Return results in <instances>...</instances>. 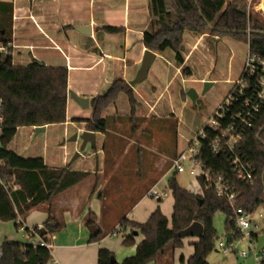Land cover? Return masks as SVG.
<instances>
[{
    "label": "crops",
    "instance_id": "crops-1",
    "mask_svg": "<svg viewBox=\"0 0 264 264\" xmlns=\"http://www.w3.org/2000/svg\"><path fill=\"white\" fill-rule=\"evenodd\" d=\"M0 2L13 5L11 37L19 46L18 50L30 48L31 53L39 50V55L34 53L36 60L43 62L47 67L68 69L67 121L64 124L46 126L45 132L53 128L50 139L53 144L57 143L64 147L67 138L69 140L74 134L88 130L87 123L78 120L92 118L94 98L105 94L116 79H123L129 84L135 78L147 50L143 37L152 23L151 0H0ZM86 26L91 27V34L77 30V27ZM107 27L118 28L120 31L108 32ZM207 36L189 30L184 32L181 45L184 57L182 65L175 61L176 55L172 50L168 49L162 55L157 53L146 79L150 80L148 85H135L132 88L134 108L128 97L122 94L117 103L105 110L103 118H108L109 128L106 133L95 132L97 134L95 148L87 144L82 155L72 164L68 152L64 154L61 162L53 157L50 163L42 157L49 167L69 166L72 170L89 173L82 183L59 194L50 205L34 209L19 219L27 227H34L38 224L45 225L51 216L63 225L62 229L47 235L52 260L60 264H97L99 250L107 248L114 254L116 262L122 264L126 258L136 254L137 245L144 240V236L132 226H122V220L125 218L138 224L147 222L149 216L154 213L155 206L152 205L150 208L140 206L146 202L148 191L153 188V182L157 179L155 174L158 158L159 156L169 158L171 155L175 157L182 151L178 150L177 144L175 148L170 147L168 153H161L160 147L154 151L148 146L150 154L134 161L131 156L129 157L134 144L131 141L126 142L123 148L125 158L120 159L118 154L113 153L120 149L115 143H110L106 147L104 139L109 135L108 132H111L110 124L111 127L119 126L118 123L122 120V125L126 121L128 128L131 129V126L136 124L133 118L137 115L155 119L157 124H154V129L162 133L165 125L161 124L163 117L160 118L158 112L159 104L166 94L173 99L180 92L185 98L183 83L192 81L195 69L194 55L203 41H206ZM212 38L219 40V36ZM24 54L27 55L25 51ZM202 54L203 59L207 57L206 54ZM158 58L162 61L155 63ZM199 58L201 60V56ZM186 67L192 72L190 76L183 72V68ZM236 80H230L229 83L233 85ZM69 91L88 98L91 101L89 107L86 109L80 107L70 97ZM121 117L123 119H120ZM129 118L133 120L128 121ZM69 126L76 130L70 132ZM59 127H63V136L58 135V130H55ZM29 129L34 133V128ZM76 144L78 151L81 141ZM162 147L165 151L166 147L164 145ZM87 148L90 151L86 152ZM8 149L10 150V147ZM198 182L202 186L200 181ZM167 187L168 185H165L159 191L165 192ZM202 187L200 191H188L201 195ZM92 199L95 210L90 208L87 211L86 204L91 203ZM139 207L142 212L135 215ZM90 218L95 221L99 230L98 241L91 239L93 236L87 225ZM51 226H55V222H52ZM135 231L139 234L135 235ZM129 234H133L135 244L125 246L124 237ZM23 243H27L25 238ZM184 250L185 248L183 251L180 248L174 249L170 244L163 254L150 264H187L194 247L193 251Z\"/></svg>",
    "mask_w": 264,
    "mask_h": 264
},
{
    "label": "trees",
    "instance_id": "trees-1",
    "mask_svg": "<svg viewBox=\"0 0 264 264\" xmlns=\"http://www.w3.org/2000/svg\"><path fill=\"white\" fill-rule=\"evenodd\" d=\"M151 6L152 23L144 32L143 43L147 49L161 55L168 49L172 50L179 65L184 63L181 45L186 30L201 35L229 36L246 43L251 54L264 59V27L248 15L246 0H151ZM12 16V3L0 2V41L12 38L13 33L9 31V28L12 30ZM106 30L113 33L120 31L114 27H107ZM183 72L186 76L192 73L187 67L183 68ZM68 85L66 67H47L36 61L14 65L8 60L0 64V98L4 100V124L0 135V220L14 221L16 228L22 225L20 217L50 205L59 194L89 176L88 172L75 171L69 166L52 168L45 164L42 157L26 158L8 149L21 127L51 126L67 121ZM122 94L128 97L134 108L133 90L123 79H116L105 94L92 100V118L78 121L86 122L89 131L106 133L109 121L103 118L104 112ZM254 123L245 133L240 152L256 169V179L249 183H236L238 205L249 213H255L264 205V104ZM201 154L206 166L222 171L234 180V171L226 158L211 155L206 146L202 147ZM177 175L174 173L168 179L173 198L171 221L159 209L144 224L125 218L122 220V226H132L144 236V240L137 245L136 254L126 258L122 264H150L163 254L168 245L171 244L174 249L181 248L183 244L178 232L195 221L202 223L204 233L193 244L194 252L187 264H209L208 255L215 249L218 238L214 226V216L218 211L225 214L226 235L231 234L234 240L241 238L236 230L233 210L225 199L217 197L214 190L204 184L201 195L190 192L179 185ZM52 222L55 226H51ZM93 224L95 221L90 218L87 225ZM45 226L47 231L41 236L62 229L63 225L50 216ZM91 239L98 241L99 236ZM45 240L49 243L48 237ZM123 244L134 245L133 234L126 235ZM0 249L3 251L0 264H50L52 260L51 251L41 245L4 241ZM113 256L109 249L101 248L97 264H121L112 262ZM261 264H264V257Z\"/></svg>",
    "mask_w": 264,
    "mask_h": 264
},
{
    "label": "rangeland",
    "instance_id": "rangeland-1",
    "mask_svg": "<svg viewBox=\"0 0 264 264\" xmlns=\"http://www.w3.org/2000/svg\"><path fill=\"white\" fill-rule=\"evenodd\" d=\"M246 2L248 15L252 17L253 21L258 22L264 27V1L246 0ZM9 31L12 30L9 28ZM206 35H208L206 41H203L199 50H197L194 55L195 69L192 81L183 83L184 87L181 86L184 88V93H187L189 89H194L197 95L196 100L194 101L190 99L187 94L185 95V98H183L180 92L177 93L173 99L169 98L167 94L165 95L158 107L160 118L163 117V121L160 120L161 124L165 125V128L162 131L163 134L154 129V124H157L156 120L145 116H135L133 119H135L134 121L136 124L131 126V129L128 128L126 121L124 123L125 125H122V120H120L123 119L122 117L119 119L120 121L118 120L120 122L118 123L119 126L116 125L111 127L110 124L111 132H108L109 135L105 137L104 142H106V147H108L110 143L116 144L120 150L113 151V153L118 154V158H125L124 153H122L124 152L123 148L125 147L126 142L130 143L131 141H133L134 144L129 157L131 156V159L134 161L140 160L142 157H145V155L150 154L147 149L148 146L154 151H157L158 147H160L159 149L161 153H168L170 147L174 146L175 148V144H177L179 151H185L189 147V144L194 141L204 124L212 118L219 103L228 96L233 87L229 81L240 79L246 59H248L249 47L246 43L237 41L229 36L219 37V40H215L212 38L214 35L209 33ZM24 51L26 50H17L15 55V65H27L31 62L30 55H25ZM34 53L36 55L40 54L39 50L34 51ZM34 53H32L33 56H35ZM202 53L206 54L207 57L203 59ZM199 56H201V60ZM160 61L162 60L158 58L155 63ZM192 62L193 61H191V63ZM208 79L215 81H207ZM149 81L150 80H144L137 85L145 86L148 85ZM207 82L212 84L208 88L206 87ZM138 109L142 110L141 107H138ZM133 119L129 118L127 120L132 121ZM56 129L59 132L57 134L63 136V127L55 128V130ZM53 130V128H50L47 133L35 136L32 130L28 127H21L18 129V132L8 147H10L12 152L19 156L26 158H37L41 156L47 159L50 163L53 157L59 159L61 162L64 154L68 152L69 159L71 160L77 151V142H69L67 138L64 147H60L57 143L53 144L52 139H50ZM69 130L72 132L75 131L76 128L69 126ZM100 141L101 138H99V143ZM163 145L166 147L165 151L162 147ZM79 148L80 146L78 149ZM87 151H90L89 148L86 149V152ZM173 158L172 155L169 158L162 156H159L158 158V164L156 165L157 173L155 174L157 179L152 185L153 187L158 186V190L162 189L165 185H168V179L174 174L171 167ZM176 179L179 185L186 190L200 191L202 187L196 178L187 173L178 174ZM93 202L94 200L92 199L91 203L88 202L86 204L85 208L87 211L90 210V208H92L93 211L95 210ZM92 203L93 205H91ZM152 205L155 206L153 212L159 209L161 213L168 216V219L171 221L173 198L168 187L165 190V197L163 200L156 201V199L148 196L146 202L140 207L146 206L147 208H150ZM140 207L136 210L135 215L142 212ZM41 208L39 207V209ZM259 213H262V217L259 216ZM214 219V226L218 238L215 241V249L207 258L210 264H256L252 254L249 258L244 259L239 255L225 254L222 251H219L217 248L218 243L226 237L225 214L218 211L215 214ZM148 220L149 218L147 221ZM14 223V221L0 220V243L4 240L23 242V234L19 228L15 227ZM253 224L259 226V228L254 231L257 235V238H255V246L256 251L262 255L261 251L264 249V205L258 208ZM196 239V237L183 238V246L180 249L183 251L185 248V252H187V249L193 251L192 243L196 242ZM237 249L240 251L247 250L248 244L246 241H241L237 243Z\"/></svg>",
    "mask_w": 264,
    "mask_h": 264
},
{
    "label": "built area",
    "instance_id": "built-area-1",
    "mask_svg": "<svg viewBox=\"0 0 264 264\" xmlns=\"http://www.w3.org/2000/svg\"><path fill=\"white\" fill-rule=\"evenodd\" d=\"M19 46L15 44L13 38L8 41H0V64L11 60L15 63V55ZM246 59L243 73L240 79L233 82L232 91L217 106L213 116L200 130L189 147L177 154L171 163V167L176 174L187 173L196 178L205 187L214 190L217 197L225 199L235 216L236 230L241 234L238 240L224 237L218 243L217 248L225 254H235L247 259L254 257L256 264H261L264 257V249L260 255L256 251L254 233L259 228L253 224L255 213H249L238 205L239 192L236 183H249L256 179V169L249 159L240 152V145L244 139L247 129L253 126L257 114L264 104V59L249 52ZM253 81V83H251ZM4 100L0 98V128L4 124ZM206 146L215 157L226 158L234 171V180H231L222 171L214 170L204 164L201 159V149ZM2 164V161H0ZM148 195L160 201L165 197L164 191H159L153 187L148 191ZM262 217V213H259ZM27 243L35 246L41 245L50 250V243L46 242L45 225L38 224L34 227H27L22 224L19 227ZM246 241L247 250H238L237 243ZM3 251L0 249V260ZM50 264H60L56 260H51Z\"/></svg>",
    "mask_w": 264,
    "mask_h": 264
},
{
    "label": "water",
    "instance_id": "water-1",
    "mask_svg": "<svg viewBox=\"0 0 264 264\" xmlns=\"http://www.w3.org/2000/svg\"><path fill=\"white\" fill-rule=\"evenodd\" d=\"M77 30L82 32V33L91 34V27L90 26L77 27ZM248 33H251V32L248 31ZM26 50L27 51H25V53L27 55H30L31 61H36L40 65H45L43 62L36 60V58L32 55L30 48H27ZM144 54L145 55L143 56L139 71L137 72L135 78L129 82V86L131 89L135 85H137V84H139V83H141L147 79L150 68H151L154 60L157 57V53L153 52L149 49H147ZM211 85L212 84H210L208 82L206 83L207 88L210 87ZM186 94L190 99H192L194 101L197 98V95H196L194 89H189ZM69 95L73 100H75L76 103H78L80 105V107H82L84 109L89 107L91 101H89L88 98L82 97V96L76 94L74 91H69ZM45 132H46V126L34 128L35 136H38V135L45 133ZM96 135L97 134L93 131L84 130L80 134L79 133L74 134L68 140L69 142L81 141L80 149L78 151H76V153L74 154V156L72 157V159L70 161V164H72L75 160H77L82 155V151L85 150L87 144H90L94 148L96 147ZM89 231L93 237L98 236V234H99V230L95 224L89 226ZM203 233H204V227H203L202 223L195 221L186 229L179 231L178 236L181 239L187 238V237L200 238L201 236H203ZM134 234L137 235L139 233L135 231ZM227 236H228L227 239H229L231 237V234H227ZM111 260H112V262H116V259L114 256L111 258Z\"/></svg>",
    "mask_w": 264,
    "mask_h": 264
}]
</instances>
